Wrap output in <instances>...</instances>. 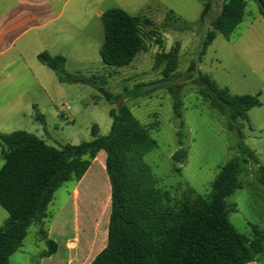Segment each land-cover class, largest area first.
I'll return each instance as SVG.
<instances>
[{
    "label": "rangeland",
    "instance_id": "1",
    "mask_svg": "<svg viewBox=\"0 0 264 264\" xmlns=\"http://www.w3.org/2000/svg\"><path fill=\"white\" fill-rule=\"evenodd\" d=\"M225 1L91 0L85 32L82 25L72 28L76 40L82 36L85 40L89 38L91 48L85 57L75 54L68 58L65 66L67 75L90 81L62 83L46 66L36 71L43 86L37 83L33 73L21 71L20 66L0 72V133L25 131L56 148L79 145L92 139L94 126L99 128L100 136H106L112 126L109 111L124 103L157 142L145 160L161 189L170 191L175 199L182 198L189 188L210 198L212 184L222 167L240 157L243 160L238 177L241 188L227 200L229 205H236L237 211L230 212L229 220L247 237L253 235L255 227L264 231V184L260 181L259 166L240 154L238 137L229 129L226 117L199 91L198 71H201L221 87L229 88L233 95L260 94L261 106L249 111L243 133L245 145L264 165V89L260 81L264 78V52L260 43L250 38L264 35V19L257 2L246 0L245 17L232 36L225 38L217 34L205 56L199 57L202 42L213 30L212 22ZM207 5L205 20L201 21ZM113 8L152 23L140 31L145 50L124 68L106 66L99 53L104 42V26L96 13ZM170 53L176 54V70L170 78H165L168 63L165 57ZM138 85H146L143 88L146 95L130 94ZM103 92L112 96L110 101ZM175 95L181 99V118L174 113ZM33 106L44 115L45 125L36 119ZM182 148L186 157L177 162L173 156ZM103 155L104 152L99 163L93 162L81 183L67 182L56 192L45 230L48 232L50 223L57 218L58 251L46 264H90L105 248L111 200L101 218L99 183L105 187V201L110 191L102 167ZM2 165L0 159V168ZM75 188L81 191V217L76 216ZM8 218V212L0 206V227ZM38 231L36 226L30 228L23 246L11 257V264H43L42 253L47 245ZM63 232L70 233V239H65Z\"/></svg>",
    "mask_w": 264,
    "mask_h": 264
},
{
    "label": "trees",
    "instance_id": "2",
    "mask_svg": "<svg viewBox=\"0 0 264 264\" xmlns=\"http://www.w3.org/2000/svg\"><path fill=\"white\" fill-rule=\"evenodd\" d=\"M264 19V0H254ZM246 0H226L217 18L212 22L200 48V59L217 34L229 38L243 22ZM209 6L203 11L201 21ZM104 43L100 49L103 64L109 67L129 66L145 50L140 34L143 26L152 25L140 16L113 8L101 17ZM188 26L186 25V28ZM164 70L170 78L176 70V54L170 53ZM39 61L54 71L60 82L86 83L78 76L65 73L66 59L44 52ZM197 70V69H194ZM199 91L210 105L224 115L228 127L238 137L241 155L259 166L260 181L264 184V165L244 143V123L251 109L260 107V95H233L207 74L198 71ZM146 85H138L130 92L134 97L147 94ZM36 119L45 125V117L36 107ZM174 113L181 118V99L174 96ZM110 132L99 135L92 128V139L79 145L66 144L61 148L48 145L44 140L25 131L0 133V206L9 218L0 227V264H11V257L23 246L32 226L47 245L42 258L57 253L58 244L45 230L51 219L49 206L56 192L67 182H80L100 152L106 155L102 167L109 180V195L105 201V187L99 183L101 202L98 214L105 216L111 200L107 244L90 264H249L264 257V231L254 228L251 237L240 234L229 220L236 205L230 198L241 188L238 181L243 160L235 157L220 170L212 184L210 198L189 188L182 198L175 199L171 192L161 189L145 157L157 142L149 130L124 104L111 109ZM186 157L182 148L173 159L180 162ZM100 158L96 163H99ZM246 162V160H245ZM76 216L81 217V191L75 192ZM84 199L82 203H84Z\"/></svg>",
    "mask_w": 264,
    "mask_h": 264
},
{
    "label": "crops",
    "instance_id": "3",
    "mask_svg": "<svg viewBox=\"0 0 264 264\" xmlns=\"http://www.w3.org/2000/svg\"><path fill=\"white\" fill-rule=\"evenodd\" d=\"M90 8L91 0H0V58H3L0 72L20 66L21 71L33 73L37 83L43 86L36 75V71H41V66H45L38 59L40 54L46 52L51 56H62L66 59L65 66L68 58L75 54L77 57L87 56L86 52L91 48L89 38L85 40L82 36L80 40H76L72 28L82 25L83 33L85 32ZM105 12L98 11L96 18L101 20ZM250 38L260 43L263 53L264 35L257 34ZM260 81L264 89V78ZM102 154L103 151L98 154L95 163L97 159L101 160ZM103 156L102 162L106 158L105 153ZM88 171L78 183L85 179ZM77 189H74V197ZM56 219L48 227V237L55 242L59 225ZM62 234L65 239H70V233ZM53 256L44 258L43 264L51 262ZM249 264H264V257Z\"/></svg>",
    "mask_w": 264,
    "mask_h": 264
},
{
    "label": "water",
    "instance_id": "4",
    "mask_svg": "<svg viewBox=\"0 0 264 264\" xmlns=\"http://www.w3.org/2000/svg\"><path fill=\"white\" fill-rule=\"evenodd\" d=\"M104 96L106 97L107 101H110L111 100V95H109L108 93L106 92H103Z\"/></svg>",
    "mask_w": 264,
    "mask_h": 264
},
{
    "label": "built area",
    "instance_id": "5",
    "mask_svg": "<svg viewBox=\"0 0 264 264\" xmlns=\"http://www.w3.org/2000/svg\"><path fill=\"white\" fill-rule=\"evenodd\" d=\"M68 110H69V107H68Z\"/></svg>",
    "mask_w": 264,
    "mask_h": 264
}]
</instances>
